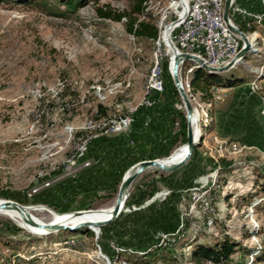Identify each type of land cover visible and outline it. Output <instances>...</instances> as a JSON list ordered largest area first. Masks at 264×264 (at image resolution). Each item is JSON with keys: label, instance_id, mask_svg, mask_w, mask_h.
Listing matches in <instances>:
<instances>
[{"label": "rangeland", "instance_id": "374dc122", "mask_svg": "<svg viewBox=\"0 0 264 264\" xmlns=\"http://www.w3.org/2000/svg\"><path fill=\"white\" fill-rule=\"evenodd\" d=\"M135 3L88 0L75 12L56 0L0 4V201L43 207L58 216L108 209L129 167L110 184L95 178L88 185L78 178L80 158L66 167L67 159L83 139L102 132L105 121L127 114L143 98L158 52L160 97L170 100L182 137L172 161L180 159L184 109L169 75L171 51L159 42L163 26L175 15L167 0H143L140 13L132 12ZM105 4L148 21L157 29L156 38L126 32L124 18L98 17L94 9ZM234 6L250 15L242 18L239 10L229 18L243 24L252 44L240 63L213 75L223 83L236 75L245 86L212 84L221 97L208 108L209 125L202 129L197 121L199 139L188 160L164 172L159 186L145 183L158 171L141 172L113 221L97 234L81 227L92 236L64 229L39 235L0 214V264H135L128 253L156 246L161 248L153 264H190L195 244H211L224 235L239 244L233 261L264 264L255 258L264 257V74L256 72L264 64V0H234ZM178 75L183 81L191 77L183 68ZM45 180L49 185L39 187ZM51 213L30 215L47 223L54 220ZM120 250L126 253L116 257Z\"/></svg>", "mask_w": 264, "mask_h": 264}, {"label": "built area", "instance_id": "2783aa9c", "mask_svg": "<svg viewBox=\"0 0 264 264\" xmlns=\"http://www.w3.org/2000/svg\"><path fill=\"white\" fill-rule=\"evenodd\" d=\"M167 8L169 12L175 15V19L170 21L172 23L168 32L169 41L173 44L178 52H185L197 56L201 61L211 67H219L228 63L238 52L241 47L240 39L232 33L224 24L222 20V4L223 0H167ZM240 10V16H250L248 12L234 6L232 0L229 7V15L234 14ZM253 18H259L252 15ZM244 25L248 26V22ZM158 41V38H157ZM242 58L235 60V64L240 63ZM162 56L161 53H155L151 59L145 83L144 95L140 103L149 105L152 101L163 93L162 80ZM183 68L187 75L195 68L194 64L188 60L180 62L178 73ZM264 64H261L257 69V75L264 74ZM264 83V77L262 78ZM182 86L190 101L192 108L196 107L200 110L198 115V124L203 129L210 123V114L208 108L212 102L220 99V88L216 85H210L208 88L209 99L202 101L198 95L191 92L189 89V81L187 78L181 80ZM195 108H194V106ZM131 112L129 109L125 115L117 116L105 121L102 132L95 133L91 137L82 140L80 145L76 148L73 155L67 159L66 167L74 164L82 157L86 150L87 143L91 138L98 134H111L125 130L131 122ZM80 166H87V160H80ZM37 182V180H36ZM49 180L43 181L39 187L48 186ZM33 187L32 192L39 188Z\"/></svg>", "mask_w": 264, "mask_h": 264}, {"label": "crops", "instance_id": "0c3cea01", "mask_svg": "<svg viewBox=\"0 0 264 264\" xmlns=\"http://www.w3.org/2000/svg\"><path fill=\"white\" fill-rule=\"evenodd\" d=\"M243 86L245 82L230 88L237 90ZM140 101L129 107L132 112L128 131L98 134L87 143L80 160H87L88 165L80 166L78 174L84 184L90 185L91 181L95 183V178L107 180L110 184L121 170L140 160L160 158L162 154L166 156L180 143L182 137L176 127L177 114L170 100L159 96L149 105L141 104ZM163 174L159 171L152 173L145 183L159 186L160 182L164 183ZM137 189L132 193L133 198L138 195Z\"/></svg>", "mask_w": 264, "mask_h": 264}, {"label": "water", "instance_id": "95a60500", "mask_svg": "<svg viewBox=\"0 0 264 264\" xmlns=\"http://www.w3.org/2000/svg\"><path fill=\"white\" fill-rule=\"evenodd\" d=\"M232 0H223L222 4V20L225 24V26L234 33L241 41V47L239 48L236 55L231 59L228 63L225 65L219 66V67H211L206 64H204L201 59H199L197 56L185 53V52H178L176 48L173 46V44L170 42V49L172 52V55L169 57L168 61V70L169 75L173 84L174 89L176 90L180 101L182 103L183 109H184V121H185V140L182 144H184L187 149L183 157L178 161H172V158L174 157V154L178 147L174 148L168 155L160 158H152V159H144L140 160L133 165H131L123 174V176L120 179V182L118 184V188L115 194V198L113 200V203L108 209H101V210H108L107 216L104 219H99L96 221H79L77 223L73 224H67V223H56V222H36L34 221L29 213L27 212V207L17 203L13 200L8 199H2L0 201V209L1 208H11V209H17L20 212H23V219L30 224L31 226H34L41 230L39 232V235L48 234L51 232H55L60 229L68 230V231H75L81 227H86L90 229L92 232L97 234L98 229L100 226H103L109 222H111L121 211L125 198L127 196V190L131 182L144 170L151 169L153 171H159V172H172L181 167L189 158V156L192 153L193 147L197 143V140L199 139V135L197 139L195 140L193 137V129L191 124V116L194 109L192 108L190 101L187 97V94L182 86L181 79L178 75V67L180 62L184 60H188L194 64L195 68L202 69L207 74H218L221 72H225L232 68L235 64V60L238 58H242L244 54L249 50L250 43L247 39L246 34L238 27L236 26L229 18V7ZM93 209H84V210H73L68 212L67 214H70V216H78L82 214L85 211H89ZM95 210V209H94ZM91 227H95L96 230H94Z\"/></svg>", "mask_w": 264, "mask_h": 264}, {"label": "trees", "instance_id": "16d2710c", "mask_svg": "<svg viewBox=\"0 0 264 264\" xmlns=\"http://www.w3.org/2000/svg\"><path fill=\"white\" fill-rule=\"evenodd\" d=\"M8 0H0V4ZM14 3H36L37 0H10ZM58 3L64 6V10L75 12L78 8L82 7L88 0H56ZM142 1L136 0V3L133 7L134 13H140L142 9ZM95 13L100 18H106L118 21L121 18H124V28L126 32L136 36V37H144L148 39H155L157 36V29L154 25L145 21L143 19H139L130 13L125 11H112L107 4L96 7ZM63 14V13H59ZM240 29H242L243 24L238 25ZM247 29L250 30V27ZM232 76V75H231ZM228 77L227 81L223 83V80L216 77L213 74H207L200 68H193L191 71V77L189 80V89L193 93H197L199 98L202 101H207L210 97L208 88L212 84L222 85L225 87H233L245 81V79L241 77H236V75L232 77ZM176 93V92H175ZM97 108L100 112H103V108L100 105H97ZM184 120V118H183ZM185 134L183 133V141L185 140ZM194 153V148L192 153ZM129 196V195H128ZM113 221V220H112ZM104 226V225H103ZM102 227V226H100ZM99 227V229H100ZM74 232H82L85 235L92 236V232L83 228L77 229ZM238 242L231 239L229 236L224 235L222 238L214 241L211 244L206 243H197L190 251L189 262L190 264H207L208 262L211 264H241L238 261H233L231 259L232 254L237 252ZM161 247H153L146 248L140 250L139 252H130L128 253L131 258H133V262L135 264H153L158 254H160ZM126 253L120 252L116 254V257ZM258 262L264 261V257L261 254H257L256 257Z\"/></svg>", "mask_w": 264, "mask_h": 264}, {"label": "bare ground", "instance_id": "6f19581e", "mask_svg": "<svg viewBox=\"0 0 264 264\" xmlns=\"http://www.w3.org/2000/svg\"><path fill=\"white\" fill-rule=\"evenodd\" d=\"M171 26H172V23H169L167 26L166 25L163 26L162 31H161L160 36H159V42L162 43L169 51H171V49H170L171 47H170V42H169V38H168V32H169V29L171 28ZM247 39H248L249 43L252 44L251 40H253V37L247 36ZM171 54H172V52H171ZM197 121H198V116H197V114H195V110H194L192 112V116H191V124H192V129H193V137L195 140L197 139V137L199 135V129L197 127ZM186 149H187L186 146H184L181 149L180 155H179L180 159L185 154ZM177 151H178V149L176 150L172 160L175 158ZM42 210L51 213L50 211H48L47 209H45L43 207L28 208L27 212L30 215L31 211H42ZM107 211L108 210H95V211H88V212L85 211L82 214H80L78 216H74V217L70 216V214H68L66 216H58V215H55L53 213H51V214L54 217L53 222L67 223L69 225V224L77 223L79 221H88L89 222V221H96L99 219H104L107 216V213H106ZM22 213L23 212H20L17 209H11V208H1L0 209V214L4 215L6 217H9L11 219H15V220L20 221L21 224L29 230L41 232L40 229L28 224L23 219L24 214H22ZM30 217L36 222H42V221L37 220L36 218L32 217L31 215H30ZM91 228H95V227H91Z\"/></svg>", "mask_w": 264, "mask_h": 264}]
</instances>
